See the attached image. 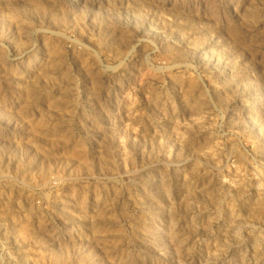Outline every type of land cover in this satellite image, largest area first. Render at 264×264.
Returning <instances> with one entry per match:
<instances>
[{
    "label": "rangeland",
    "instance_id": "rangeland-1",
    "mask_svg": "<svg viewBox=\"0 0 264 264\" xmlns=\"http://www.w3.org/2000/svg\"><path fill=\"white\" fill-rule=\"evenodd\" d=\"M0 264H264V0H0Z\"/></svg>",
    "mask_w": 264,
    "mask_h": 264
}]
</instances>
